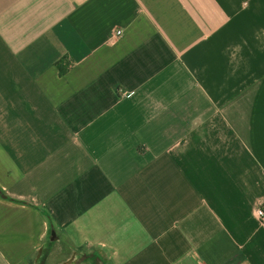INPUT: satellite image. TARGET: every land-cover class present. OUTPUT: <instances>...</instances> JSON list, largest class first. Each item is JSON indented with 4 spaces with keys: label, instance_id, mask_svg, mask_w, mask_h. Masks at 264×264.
Masks as SVG:
<instances>
[{
    "label": "crops",
    "instance_id": "0c3cea01",
    "mask_svg": "<svg viewBox=\"0 0 264 264\" xmlns=\"http://www.w3.org/2000/svg\"><path fill=\"white\" fill-rule=\"evenodd\" d=\"M0 189V264H264V0H0Z\"/></svg>",
    "mask_w": 264,
    "mask_h": 264
},
{
    "label": "built area",
    "instance_id": "2783aa9c",
    "mask_svg": "<svg viewBox=\"0 0 264 264\" xmlns=\"http://www.w3.org/2000/svg\"><path fill=\"white\" fill-rule=\"evenodd\" d=\"M121 34H122V32L119 31V32H117L116 35L121 36ZM132 95H133V92H123L122 93L123 97H131ZM257 215L262 221H264V205H262L260 208H258Z\"/></svg>",
    "mask_w": 264,
    "mask_h": 264
},
{
    "label": "trees",
    "instance_id": "16d2710c",
    "mask_svg": "<svg viewBox=\"0 0 264 264\" xmlns=\"http://www.w3.org/2000/svg\"><path fill=\"white\" fill-rule=\"evenodd\" d=\"M58 65L60 66V69H61V73L62 74H65L66 73V71H67V69L65 68H63V67H61V65H60V63H58ZM0 195H3V191L0 189Z\"/></svg>",
    "mask_w": 264,
    "mask_h": 264
}]
</instances>
